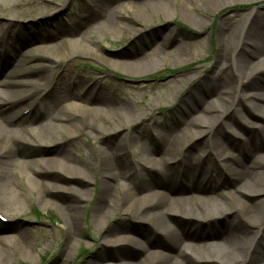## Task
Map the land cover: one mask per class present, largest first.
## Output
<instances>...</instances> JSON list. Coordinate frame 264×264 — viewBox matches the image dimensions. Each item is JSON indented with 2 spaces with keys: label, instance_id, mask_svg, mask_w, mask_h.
Returning <instances> with one entry per match:
<instances>
[{
  "label": "rangeland",
  "instance_id": "374dc122",
  "mask_svg": "<svg viewBox=\"0 0 264 264\" xmlns=\"http://www.w3.org/2000/svg\"><path fill=\"white\" fill-rule=\"evenodd\" d=\"M111 1L106 6V0H0V41L3 40L4 44L11 45L3 52L4 60L9 56L17 60L23 59L15 70L16 62H10L6 67L1 66L0 81L14 70V73L7 79L23 81L42 74L46 75V78L39 81L40 88L45 85L52 90L54 88L63 90L66 87L64 82L72 79L81 82L84 89L93 87V85L96 87L107 85L108 90L106 91L108 92L104 96L116 102L127 97L136 99L137 103L133 107L140 115L127 127L118 121L114 123L111 117L104 113L108 116L103 115L107 120L105 123L107 128L114 127L115 129L106 128L101 133H90V135L87 130L78 125L86 121L101 124L97 120L98 117L94 119L96 114L94 113V116L89 113L79 115L76 112L65 110L62 114L68 116L66 121H74L77 126V130L73 129L74 139H70L71 135L64 130L54 134L52 138H41L45 134L44 127H38L33 132H21L24 139L30 140V144L25 145L21 142L15 146L26 160L17 167V170L23 174L35 172L40 174L38 177L52 181H58L63 175L66 176L68 171L54 170L59 167V163L51 160L53 154L61 150L68 155L72 154L88 160L94 167V174H90V181L85 186L89 192L88 205L85 207L83 202L79 210L78 235L71 241L65 261L61 253L67 240L62 229L59 210L54 205L45 206L41 202L34 201L33 193L18 180L14 187L19 194L16 210L12 213V211L5 210V212L0 209V238L24 234L29 246L27 251L17 249L9 252L4 259L6 262L3 261L4 264H81L87 260H92L94 264H138L151 251L166 255L175 254L173 239L160 232L157 233L154 229L147 227L144 222H139L118 211L112 213L105 227L109 226L112 234L124 232L131 227L137 228L139 232L136 236L142 241L144 250H140L131 243L112 244L111 235L107 237L110 242L101 244L100 237L104 228L95 229L90 214L99 190L100 166L106 165L108 161L98 154L95 146L101 143L111 145L117 139L116 131H119L120 135L129 131L132 136L141 135L140 140L129 143V151H135L144 144L149 148L151 156L157 158L159 152L153 154L152 149L157 147L158 136H172L184 129V126L179 124L180 121L177 122L181 111L183 112L184 104H191L188 101L190 96L195 97L200 89H206L211 78H217L219 69H216V66L222 63L217 59L219 27L223 25L228 28L231 25L236 34L244 16L251 13L255 14L258 20H262L264 0H228L221 7L206 6L203 4L204 0ZM124 4H128L124 11H117L118 13L112 14L106 20H103V13L105 15L108 12H102L100 8H97L99 5L105 7L104 10H108L115 6L120 8ZM86 5H89V8ZM91 10L99 12L98 18L105 23L101 28L88 31L92 23L86 24L83 19L89 15ZM187 15L200 18L204 24L203 27L197 29L189 26L186 22ZM175 33L179 35L177 38L181 41L180 44L171 39ZM164 35L171 37H167L164 42L160 43ZM73 40H79L87 45L101 58L96 55L82 54L81 46L72 48L71 41ZM150 41L157 45L160 53L146 57L148 48L142 46L149 44ZM262 44L264 45V37ZM43 46L47 48H40ZM29 50L31 51L28 53ZM183 50L184 53H181ZM46 55L52 60L45 58ZM142 58L153 61L151 63L145 61L146 63L143 64ZM109 61L120 63L110 66ZM254 74L256 75L252 74L253 76L250 77V83L255 86L262 85L261 89L264 92V68H258ZM113 88L118 89V92L113 91ZM82 90L77 92L72 90V93H77L79 99L82 100L84 96ZM243 90L248 92L256 89L246 87ZM236 94V90L233 94H226L233 101V106L229 111L237 108L245 113V109L235 102ZM69 101L67 100L65 104ZM140 101L144 106L140 104ZM48 103L49 99L44 93L34 98L26 95L12 110V117L18 120L27 115H35ZM2 108L0 106V111H3ZM228 116L229 113L223 114L220 122ZM24 124L26 123L21 122L22 126ZM218 124H215L212 130L217 134L218 139L226 144L231 141L235 142L236 131L231 132L225 125L221 127ZM26 126H30V123ZM202 136L186 134L183 139L182 152L193 158L201 153L202 149H209L207 144H195L201 141ZM39 137L45 142H36V144L32 142L33 139L38 140ZM238 140L241 141V138ZM240 143L243 146L244 143L242 141ZM260 150L264 151V148ZM233 153L239 156L237 152ZM121 157L131 163L134 159L131 153ZM179 168L172 167L171 171L174 176L175 173L178 174ZM43 169L54 171L44 173ZM222 169L221 167L209 169L208 176L211 178V185H219L223 180L226 181L223 175L225 173L221 172ZM155 170L154 167H145V169L136 170V173L131 171V175L123 182L127 188L138 189V191L142 189V180L151 183L157 190L165 189L167 180L162 175H157ZM172 184L174 188L177 187L176 190L183 188L181 187L183 184H180L177 179L175 182L172 181ZM215 188L222 191L216 196L218 200L224 202V219L218 215L211 221L198 220V226H196L197 231L200 232L198 236L208 233V236H204L207 241H219V237L214 234L226 232V222L231 216L228 214L229 218L226 217V212L232 208V204L222 196L225 188ZM64 195L63 193L58 194L57 202L61 201ZM120 196L122 192L117 190L114 198ZM254 197L257 199L259 195ZM250 200L254 199L250 197ZM237 226L242 227L241 233L247 230L241 224ZM255 231L257 233L253 242L259 235H263L264 225ZM245 232L248 236L253 233L252 231ZM183 234L185 237L190 235L187 227H184ZM191 264L223 263L193 259Z\"/></svg>",
  "mask_w": 264,
  "mask_h": 264
},
{
  "label": "bare ground",
  "instance_id": "6f19581e",
  "mask_svg": "<svg viewBox=\"0 0 264 264\" xmlns=\"http://www.w3.org/2000/svg\"><path fill=\"white\" fill-rule=\"evenodd\" d=\"M110 1L106 0L105 5L107 6ZM225 1L228 0H204L203 4L209 7H221L224 6ZM127 5L124 4L120 8L115 6L108 10H104L105 7L99 5L97 8H100L102 12H108L105 15L103 13V20H106L112 14L118 13L117 11H124ZM16 6H18L17 3ZM86 7L89 8V5ZM98 13L91 10L89 15L83 19L86 24L92 23L88 31L101 28L105 23L98 18ZM187 16L186 22L189 26L197 29L203 27L204 24L200 18L193 15ZM170 35H164L160 43L164 42L167 37L170 38ZM175 36L171 39L180 44L181 41L177 38L179 35L175 33ZM263 37L264 18L258 20L255 14L251 13L244 16L236 34L231 25L228 28L223 25L219 27L217 59L222 63L216 66V69H219L217 78H211L210 83L207 81L209 84L206 89H200L195 97L190 96L188 101L191 104H184L183 112L181 111L177 120V122L180 121V125L184 126V129L172 136H158L157 147L152 149L153 154L159 152L157 158L151 156L149 148L144 144L135 151H129V143L141 139V135L132 136L129 131L122 135L116 131L117 139L111 145L101 143L95 146L98 154L108 161L106 165L100 166L99 190L90 214L95 229L104 228L100 237L101 244L110 242L107 237L111 235L112 244L131 243L140 250H144L142 241L136 236L139 230L134 226L118 234H112L111 228L109 230V226L105 227L112 213L118 211L139 222H144L147 227L154 229L157 233L160 232L173 239L174 255L151 251L138 264H191L193 259L214 260L223 264H264V233L253 242L257 233L255 230L264 225V151L260 150L264 148V92L261 89L262 85L255 86L250 83V77L257 74H254L255 71L258 68H264ZM10 46V44H4L3 40L0 41V67L16 62L15 70L23 59L17 60L9 56L4 60L3 52ZM78 46H81L82 54L96 55L101 58L79 40L71 41L72 48ZM142 47L148 48L146 57L160 53L157 45L152 41L149 44H143ZM40 48L45 49L47 46ZM181 53H184V50ZM44 57L52 60L47 55ZM145 61L151 63L153 60L142 58L143 64L146 63ZM118 63L120 62H108L110 66ZM14 70L0 81V106L3 107V111H0V209L9 210L12 213L16 210L19 194L14 187L18 180L33 193L34 201L41 202L45 206L57 207L67 240L61 253L65 261L67 249L78 235L79 210L83 202L85 207L88 205L89 192L85 186L90 181V174H94V167L88 160L72 154L68 155L61 150L53 154L51 160L59 163V167L54 170L68 171H65L66 176L63 175L58 181H52L38 177L40 174L35 172L23 174L17 170V167L26 160L15 146L21 142L25 145L30 144V140L24 139L22 133L33 132L38 127H44L45 134L41 138H52L54 134L64 130L71 135L70 139H74L73 129L77 130V126L74 121H66L68 116L62 114L65 110L76 112L79 115L89 113L94 116L95 113L94 119L98 117L97 120L101 124L86 121L78 125L87 130L89 134L105 131L107 128L105 117L108 116L114 123L118 121L128 127L140 117L133 107L137 100L127 97L116 102L104 96L108 92L106 91L108 90L107 85L97 87L93 85V87L84 89V85L74 79L65 81L66 87L63 90L48 89L45 85L40 88L39 81L46 78V75L42 74L23 81L7 79L14 73ZM246 87L256 90L247 92L243 90ZM72 90L76 92L82 90L84 93L82 100L79 99L77 93H72ZM112 90L118 92L116 88ZM235 90L237 91L235 102L245 109V113L237 108L229 111L233 106V101L226 94H233ZM42 93L48 97V105L39 109L35 115H27L18 120L13 119L12 110L19 101L26 95L34 98ZM67 100L70 101L65 104ZM140 104L143 105L141 101ZM225 113H229L228 118L220 122V117ZM21 122L26 124L22 126ZM29 123L31 127L26 126ZM217 123L221 127L225 125L231 132L236 131L235 142L231 141L226 144L218 139L217 134L212 131ZM107 129L114 130L115 128L108 127ZM186 134L203 135L201 141L195 144H207L209 149H202L201 153L195 157H189L188 154L182 152L183 139ZM41 138L33 139L32 142L35 144L45 142ZM240 138L244 143L243 146L238 140ZM233 152H237L239 156H235ZM129 153L134 156L132 163L121 157L128 156ZM175 166L180 167L178 174L175 173L177 178L171 171ZM145 167H154L157 175H162L167 180L165 189L157 190L145 180L141 181L143 184L141 191L126 187L123 180L131 175L130 172L145 169ZM219 167L223 168L221 172L225 173L223 175L226 181L223 180L221 184L213 186L208 176L209 169ZM54 170L43 169L41 171L45 173ZM175 179L183 184L181 190L173 187L172 181L175 182ZM215 187L225 188L222 196L232 204V208L226 212V217H230L226 222V232L214 234L219 237V241H207L204 236L208 233L198 236L200 233L196 228L198 220L211 221L218 215L224 219V202L218 200L216 196L222 191ZM117 190L122 192V196L114 198ZM60 193L65 195L61 201L57 202ZM257 195L259 198L255 199L254 196ZM250 197L254 200H250ZM239 224L245 226L247 230L241 233L242 227L237 226ZM184 227H187V232L190 234L187 237L183 234ZM245 231H252V236L246 235ZM209 234L212 235L211 232ZM28 246L27 237L24 234L0 238V264H4L3 261L9 252L17 249L27 251ZM81 264L94 263L92 260H87Z\"/></svg>",
  "mask_w": 264,
  "mask_h": 264
}]
</instances>
